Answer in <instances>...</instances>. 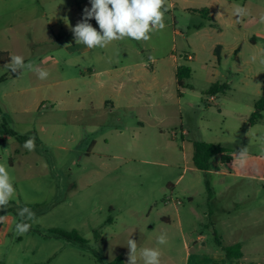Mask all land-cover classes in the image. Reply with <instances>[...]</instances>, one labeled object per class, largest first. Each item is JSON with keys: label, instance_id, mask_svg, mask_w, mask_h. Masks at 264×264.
Segmentation results:
<instances>
[{"label": "rangeland", "instance_id": "374dc122", "mask_svg": "<svg viewBox=\"0 0 264 264\" xmlns=\"http://www.w3.org/2000/svg\"><path fill=\"white\" fill-rule=\"evenodd\" d=\"M208 1L168 0L165 29L146 42L125 39L105 48L81 50L70 26L82 19L83 10L91 6L89 0H0V54L9 59L21 55L25 63L33 61L49 72L46 80H40L33 71H7L4 65L9 61H0V163L6 164L16 188L7 211L0 210V215L12 220L8 240L0 246V264H110L128 252L129 237L138 248L159 247L161 264H214L218 252L225 256L211 220L215 210L209 202L214 193L210 198L205 188L214 177L188 172L178 181L186 164L180 134L174 138L164 124L147 123L145 128L138 124L151 112L161 118L170 116L178 130L181 119L192 133L197 134L198 125L209 126L199 141L220 145L231 154L248 147L258 157L251 169L264 173L260 142L264 121L240 124L233 117L245 114L264 96V66L251 60L260 51L249 44L239 58L225 55L218 62L210 49L213 35L198 33L207 22L194 12L208 8L204 5ZM247 1L250 15L244 19L256 24V37L264 48V24L259 21L264 0ZM52 59L59 64H50ZM116 67L134 73L135 83L131 80L130 86L134 85L137 101L130 109L108 106L93 114L89 100L101 95V90L95 82L88 86L81 76L88 77L87 69ZM178 67H189L192 73L183 88L175 78ZM127 79L122 75L113 85L118 89ZM211 80L231 88L219 93L221 107L203 103ZM149 104L154 107L144 108ZM116 130L135 146L131 153L117 152L111 138L110 147L101 144L102 151L91 152L95 139L115 135ZM30 138L35 140L33 151L23 147ZM184 139L190 143L195 138ZM164 162L172 166L165 167ZM239 180H246L250 197L252 187L261 188L259 199H242L239 211L248 216L257 205L264 228V181L257 186L251 179ZM165 197L179 202L183 233L172 205L168 206L174 220L163 225L168 232L161 231L158 223L154 231L148 228L165 206ZM25 206L35 212L36 220L26 234L17 235V212ZM56 231L76 233L85 242L63 238ZM161 233L167 234L166 245L157 244ZM197 234L205 239L196 243ZM250 256L263 261L264 242ZM219 264H226V259Z\"/></svg>", "mask_w": 264, "mask_h": 264}, {"label": "crops", "instance_id": "0c3cea01", "mask_svg": "<svg viewBox=\"0 0 264 264\" xmlns=\"http://www.w3.org/2000/svg\"><path fill=\"white\" fill-rule=\"evenodd\" d=\"M248 3L247 0H209L205 6L208 8H200L194 10L196 12V15L202 17L207 23L201 25V29L198 30L199 32H203L204 34H209V36L212 34L213 37H211L210 41L213 44L211 45V50H213L214 55L216 56L218 62L225 56H234L235 58H239L247 45L251 44L252 49H264L263 47L259 46V42L256 37V27L254 25L256 24H247V21L243 18L240 23H236L233 18V8L235 5H241L246 6ZM202 5V6H204ZM199 11H206L208 13V16L210 19L206 18L205 16H202L199 14ZM218 14H221L217 16ZM205 43V42H204ZM87 49L84 45L81 44V50ZM3 54V61L8 60L10 62L9 58H6L5 53ZM8 56V55H7ZM6 58V59H5ZM50 64H53L57 66L59 64L57 59H52L50 61ZM179 68V67H178ZM175 72V78L178 85L177 80V70ZM239 69V68H238ZM233 70V69H232ZM237 70V69H236ZM88 77L83 74L81 76V79L84 80L88 86H91L92 82H95L97 84V88L101 90V95H98L91 100H89V107L88 110H90L93 114H98V111H104L109 106L112 110L117 109V107H125V108H132L134 104L136 103V91L134 88V85L131 87L130 82L133 81V84L135 83V78H131V76L134 75V73L131 72V70L126 67H116L113 69H105V70H91L87 69ZM192 74V73H191ZM122 75H126L128 77V81L125 83H122V85L119 86V88H115L116 85H113L114 80L116 81L117 78H119ZM115 83V82H114ZM210 83L213 85L215 84H221L220 82L211 80ZM224 84V83H223ZM228 86V91H230V87L228 84H225ZM211 86V87H212ZM179 87V86H178ZM210 87V88H211ZM182 88V87H179ZM209 88V89H210ZM209 91V90H208ZM208 91L206 92V95L209 96L203 100V103H207L206 105H216L217 107H221L218 102V94L208 95ZM93 92V91H92ZM179 96H182V92H180ZM257 96H260V91L257 93ZM264 97V96H263ZM262 97V98H263ZM163 98V97H161ZM214 98L215 102H209L208 99ZM180 102V99H178ZM159 105H162L159 103ZM154 107V104H149L148 107L144 106V108H152ZM254 108V109H253ZM247 107L245 114H240L239 116L233 115L234 119L238 121L240 124L248 123L250 121V118L252 114L255 112V106ZM87 108L84 106L83 110H86ZM111 112V111H110ZM172 118L170 116H163V118L154 115L153 113L149 112V114L144 115L141 119H139L138 124L145 128V124H153L154 126H157L159 124H164L168 128V131L171 132L174 138H177L180 134L182 139V154L186 160V164L184 167V173L179 177L178 181L184 177L185 173L192 172L195 173H201L204 172L207 175H211L214 177L213 182H205V188L210 190L211 197L214 193V198L210 199L209 206H213L215 212L211 213V220L214 223V230L216 233L222 238L225 245L232 246L235 244H240L242 246L243 251V257L240 260H237L235 262H229L226 259V256L218 252L216 255H214V264H219L220 261H225L226 264H264L263 261H253L251 260L252 256H250L251 251H258L260 248H262V243L264 242V228L260 226V223L263 221V214L262 211H260L261 208H259L257 205L254 209L250 211V214L248 216H243V214L240 213V206L242 205V199L247 198L248 200L252 198H258L259 199V192L261 191V188L258 187H252L253 196H249L247 194V185L246 180H239V179H251L254 181L257 186L260 182L264 181V173L259 175L257 170H252V165L258 163V157L257 155H253L252 153H249V159L247 164L241 168L236 162L233 154L229 153L232 156V161L229 163H224L221 159V156L217 155L212 158L211 160V168L208 171H201L197 169V167L194 164L193 156H194V143L195 142H202L199 141V138L203 136L202 131L205 129L210 130L209 126H206L203 124L198 125L197 127V134L192 133L185 129L183 126V122L181 119L180 126L182 129L178 130L177 123L173 122L171 120ZM261 120L260 122H263ZM237 122V123H238ZM259 122V121H258ZM203 123V122H201ZM252 127V126H251ZM233 127L229 126L228 130L231 131ZM163 129L159 127V132H162ZM223 131V129H222ZM97 132V130H94V133ZM116 134L112 136H99L98 139H95L90 148L91 152L93 154L99 153L102 151L103 148H100V145H105L106 148L110 147L111 139L113 140V144L117 152L120 153H131L135 146H131L127 143L126 136L124 133L119 132L116 130ZM175 132V133H174ZM176 134V135H174ZM194 136L195 139L190 143L188 141H185V137ZM111 138V139H110ZM173 138V139H174ZM172 143H176V141H173ZM101 149V150H98ZM157 149H162L160 146H157ZM189 150L188 153H186V150ZM238 152V151H237ZM168 153V152H167ZM190 154V157H188ZM117 158L124 159V157L120 156ZM250 163V164H249ZM165 167H170L169 163H161ZM263 169V164L261 165V171ZM199 177V175L197 176ZM234 178V180L230 179ZM177 181V182H178ZM201 182V181H200ZM199 185V184H197ZM196 185V186H197ZM238 196H242V198H238ZM191 199V197H190ZM167 201V197L164 198V205L160 210H158L156 217L153 218V221L151 225H148V228H150L152 231L155 230L156 224L158 223L160 230L163 232H168L167 229L163 225L171 224L174 220V215L171 211H169V206L176 210V219L178 221V227L180 231L183 233V227L184 224L182 223V218L180 216V212L178 210L179 202L175 201L174 198L169 199ZM259 201L256 202L258 204ZM261 203H264L261 200ZM194 211V210H193ZM236 213H235V212ZM239 211V212H238ZM197 214V213H196ZM214 214V215H213ZM249 218H251L252 223H248ZM12 224V220L8 217L7 222L2 224L0 223V246H4L8 240L9 237V231L10 226ZM260 229V230H259ZM212 230V229H210ZM196 233H198L196 228ZM260 234V235H259ZM198 235V234H197ZM205 239V235L199 234L196 239V243L202 242ZM205 246V245H204ZM124 262L126 264L127 261V253H122L121 255Z\"/></svg>", "mask_w": 264, "mask_h": 264}, {"label": "clouds", "instance_id": "9594fccd", "mask_svg": "<svg viewBox=\"0 0 264 264\" xmlns=\"http://www.w3.org/2000/svg\"><path fill=\"white\" fill-rule=\"evenodd\" d=\"M90 8L83 10V16L74 27L70 26L77 45H84L87 49L105 48L113 41H123L125 39L148 41L151 34L165 29V15L169 11L168 0H89ZM221 14H218L219 16ZM233 18L236 23L250 15L245 6L235 5L233 8ZM95 20L98 29L89 22ZM259 21L264 24V14L260 15ZM251 60L264 66V49L259 55H253ZM4 68L12 73H22L23 71H33L40 80H46L49 72L35 66L33 61L25 63L21 55H10V62ZM247 135V133H246ZM260 142L264 145V136L260 137ZM28 151L35 149V140L30 138L24 145ZM264 152V148H262ZM235 162L243 168L249 159L248 147H242L234 153ZM16 195V188L6 164L0 163V210L7 211L12 198ZM17 215L20 217L15 225L17 235L26 234L36 220L35 212L25 206L18 209ZM7 215H0V223L7 222ZM168 237L166 233H161L157 237L158 245H166ZM126 264H161L162 252L159 247L138 248L137 241L128 238Z\"/></svg>", "mask_w": 264, "mask_h": 264}, {"label": "trees", "instance_id": "16d2710c", "mask_svg": "<svg viewBox=\"0 0 264 264\" xmlns=\"http://www.w3.org/2000/svg\"><path fill=\"white\" fill-rule=\"evenodd\" d=\"M196 13V12H195ZM199 14L202 16H205L206 18L210 19L208 16V13L205 11H199ZM90 23L93 25V27L98 26L95 22V20H91ZM71 35L72 32H71ZM3 54H0V61H3ZM191 77V69L189 67H179L177 70V80H178V86L179 87H184L185 85V80L189 79ZM228 91V86L225 84H215L213 85L209 91L208 95H216L221 92H226ZM264 118V97L259 99L256 104H255V112L252 114L250 118V123L251 125L263 120ZM230 151L227 149L223 148L220 145H214V144H208L205 142H195L194 143V164L197 167V169L201 171H208L211 168V159L214 156H221V159L224 163H229L232 161V156L229 154ZM209 192V197L211 198V192L208 189ZM57 235L74 240L77 242H85L82 240L80 237L77 236L76 233H67L64 231H56L55 232ZM216 242L220 249L223 250L225 253L226 259L229 262H235L237 260H240L243 257V251H242V246L240 244H235L232 246L225 245L220 238H216ZM110 264H125L124 259L122 256L116 257Z\"/></svg>", "mask_w": 264, "mask_h": 264}, {"label": "built area", "instance_id": "2783aa9c", "mask_svg": "<svg viewBox=\"0 0 264 264\" xmlns=\"http://www.w3.org/2000/svg\"><path fill=\"white\" fill-rule=\"evenodd\" d=\"M208 101L209 102H215V99L214 98H210V99H208ZM44 107H46V105H43ZM175 133V132H174ZM174 135H176V134H174Z\"/></svg>", "mask_w": 264, "mask_h": 264}]
</instances>
